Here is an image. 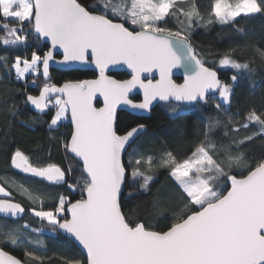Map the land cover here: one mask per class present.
<instances>
[{
  "label": "snow or ice",
  "instance_id": "snow-or-ice-1",
  "mask_svg": "<svg viewBox=\"0 0 264 264\" xmlns=\"http://www.w3.org/2000/svg\"><path fill=\"white\" fill-rule=\"evenodd\" d=\"M253 13H264V0H239L235 4L214 0L207 22L229 24L242 14ZM169 18L188 28L205 21L198 4L189 5L186 0H99L93 7L78 0H0V43L26 45L33 33L50 42V50L43 55L33 51L30 58L16 56L8 67L15 70L17 79L30 72L42 75L45 82L39 94L28 95L26 102L39 113L54 110L50 130H57L70 113L72 131L63 147L81 165L86 196L72 202L60 195L54 207L46 210L42 194L21 186L22 193L32 203L40 201L39 210L30 209L35 217L83 246L86 264H264V157L249 165L242 155L240 146L252 136L234 138L229 144L214 143L210 133L223 123L219 119H209L204 139L189 157L178 160L167 152L159 162L158 166L168 168L181 194L180 203L171 209L172 222L166 230H154L144 221H129L122 211L120 195L129 168L133 181L140 178V188L147 190L152 177L141 164L143 161L151 168L153 160L137 157L128 165L123 162L126 146L144 125L118 134L114 126L118 105L148 110L157 99L206 101L209 92L217 91L218 111L227 112L224 105L231 103V86L222 84L217 71L204 65L183 28L165 26ZM249 47L264 64V47ZM56 49L63 52L58 63H91L98 69V78L66 82L60 87L48 83ZM120 64L131 70V79L116 80L106 75L110 66ZM182 64L189 74L184 84L178 85L171 73ZM219 66L237 73L252 71L249 63L237 62L228 53L219 59ZM154 70L159 72V80L153 83L149 78L145 82L142 74ZM231 79L238 77L234 74ZM136 88L143 90L142 103L129 98ZM98 97H102L103 106H98ZM243 121L229 131L239 133L241 128L254 125L264 139V110L250 109ZM228 124L234 121L230 118ZM11 165L21 173L51 184H67L74 190L58 165H34L20 150L12 155ZM240 168H245L247 175L237 178L234 169ZM226 182L230 188L225 194L220 188ZM0 195L7 197L10 192L0 187ZM153 208L159 209L161 204L156 202ZM25 211L20 203L0 199V214L8 218L20 217ZM28 227L8 228L4 238L13 245L24 243L23 233ZM26 255L42 259L32 252ZM0 264L22 262L0 250Z\"/></svg>",
  "mask_w": 264,
  "mask_h": 264
},
{
  "label": "trees",
  "instance_id": "trees-1",
  "mask_svg": "<svg viewBox=\"0 0 264 264\" xmlns=\"http://www.w3.org/2000/svg\"><path fill=\"white\" fill-rule=\"evenodd\" d=\"M235 0H229L233 3ZM87 7L96 6L99 0H78ZM195 2L200 12L205 16L203 23H196L188 28L175 18H169L166 27L172 30H183L188 34L189 43L205 66L217 71L222 84L232 88L230 105H224L227 112L218 111L215 107L220 101L219 96H211L202 104L182 106L165 104L156 106L146 118H139L119 111L115 114L114 126L118 134H124L131 128L144 125L147 130L127 150L123 162L128 165L129 160L143 157L151 158L153 166L148 167L142 161L141 167L146 174L151 175L152 181L147 190L140 188L139 180L133 181L131 168L125 182V190L120 198L124 215L129 221H144L154 230H166L172 222L171 209L181 201V194L166 167L158 166L161 158L171 152L178 160L189 157L195 147L203 139L209 119H219L223 123L210 133L214 143L229 144L234 138L252 136L246 145H241L242 155L249 165L264 157V139L259 135L258 126L241 128L239 133L229 131V128L243 123L247 112L255 108L264 110V64L254 56L250 45L257 48L264 47V13L243 14L236 18L237 22L221 24L207 22V14L214 0H186L187 4ZM183 19V18H181ZM237 29H243V32ZM31 31V29H26ZM3 33H0L2 38ZM48 50L34 34L30 35L26 45H8L0 43V184L10 195L3 197L20 203L25 207L23 219L10 221L0 218V248L15 256L24 264H86L83 255L67 239L53 231L47 222L40 221L30 211L31 208L40 209V201L30 203L26 198L18 195L23 188L33 193L42 194L43 207L50 210L54 207L58 197L64 195L74 202L81 199L83 192L82 170L79 163L71 158L63 147V141L70 137L71 129L67 120L55 131L50 130V119L54 110L44 115L34 114L26 103L28 95H37L43 87L41 76L30 74L25 80L17 79L14 69L8 67L16 56L30 58L33 51L43 55ZM228 53L237 62L249 63L252 71L237 73L235 69L219 66V59ZM237 75L233 81L231 77ZM50 84L60 85L68 81H83L95 78L91 71H51ZM117 80H124V73L113 75ZM35 81V83H33ZM179 81V80H176ZM137 100V98H133ZM175 107V112L172 111ZM234 124L229 125V117ZM20 150L34 165L47 166L55 164L66 172V180L74 185V190L67 184L54 186L39 179L25 177L15 173L11 168V157ZM129 150L131 152L129 153ZM70 169V170H69ZM237 177H243L247 170L234 169ZM227 182L224 184L225 193ZM17 192V193H16ZM25 195V194H24ZM26 197V195H25ZM159 202L161 208L154 209L153 204ZM167 217V218H165ZM27 224L29 227L23 233L24 243L13 245L4 238L8 228H19ZM26 252H32L41 257L33 260Z\"/></svg>",
  "mask_w": 264,
  "mask_h": 264
},
{
  "label": "water",
  "instance_id": "water-1",
  "mask_svg": "<svg viewBox=\"0 0 264 264\" xmlns=\"http://www.w3.org/2000/svg\"><path fill=\"white\" fill-rule=\"evenodd\" d=\"M34 36L36 37L35 34H34ZM38 39L43 44H45L47 46V48H48L47 51H49L50 50V42L47 41L43 37L38 38ZM62 60H63V52H62V50H60V49L53 50V61L50 62V68H49V80L51 78V75H50L51 71H60V72H67V71H72V70H77V71H91L92 73L95 74V78H93V79H97L98 76H99L98 69H96L95 68V65H93L91 63H89V64H82V63L76 62V61L68 62V63H64V64L58 63L59 61H62ZM117 73H124L127 76V78L124 79V80L131 79V70L128 69L127 66L126 65H123V64L110 66L109 69H108V71L106 72V75L110 76L113 79H116V78L113 77V75L114 74H117ZM188 74H189L188 71L185 69V67L182 64L180 67H177V68H173L172 69L171 78H172V80H173L174 83H176L178 85H182V84H184L185 79H186V77H187ZM41 77H42V75H41ZM149 78L153 80V83H155L157 80H159V72L154 70L151 74H149V73L142 74V79H144L145 82H147V79H149ZM93 79H91V80H93ZM218 79L220 80L219 75H218ZM42 80L44 81V78L43 77H42ZM176 80H179V81H176ZM68 82H77V81H68ZM64 83H66V82H64ZM64 83H62L60 85H56V84L55 85L58 86V87H60ZM221 83H222V81H221ZM218 94H219L218 91L217 92H209L207 94V98L208 97H211V96H217ZM129 98L132 100L133 103H142L143 102V99H144L143 90L140 89V88L133 89V91L131 93H129ZM133 98H137V100H133ZM98 100L100 101V103H99L100 105L99 106H103L102 97H98ZM204 102L205 101H192V102H188V101H175L174 99L173 100H170V101H160V100L157 99V100H154L152 102V104H151V106H150V108L148 110L133 109V108H131L130 105H123V104H121V105H118L117 106L116 113L119 112V111H124V112H127L130 115L135 116V117L146 118V117L149 116L150 112L156 106H159V105H165V104L172 103V104H175V105L193 106L195 104H202ZM94 103H95V101H94ZM27 105H28L29 109L34 114H36V115H44L46 113V112L45 113H39V112H37V110L34 109V107L32 105H30L29 103H27ZM67 119H68V124H69V126L71 128V131H72V125H71V120H70V113H69ZM114 124H115V121H114ZM136 127H138V126H136ZM146 130H147V128L145 126L142 129H140L139 132L135 135L134 139L131 141L130 146L138 139L139 136H141L142 134H144L146 132ZM130 146H126V151L122 154V160L124 159V156H125V154H126V152H127V150L129 149ZM68 155L72 158L71 154H68ZM79 165H80V163H79ZM11 168H12V170L15 173H17L19 175L26 176V177H31V178H35V179H39V180H41V181H43L45 183L51 184V183H49L47 181H44V180H42L40 178H36V177L31 176V175H27V174L21 173L19 170L14 169L12 167V165H11ZM237 178H242V177H237ZM51 185H54V186H63L65 184L61 183V184H51ZM227 187H228V189L230 188V182H227ZM124 190H125V184L122 185V192H121L120 198L123 195ZM225 194H226V192H225ZM83 196H86V193H83ZM0 199L8 200L10 202H15V201H12V200H9V199H6V198H0ZM15 203H18V202H15ZM24 215H25V212L23 214H21L20 217L8 218L4 214H0V218L6 219V220H10V221H12V220L18 221V220L23 219ZM57 233L61 237L69 240L79 250V252L83 255V257L85 259V263H86V255L87 254H86V250L83 249V246L80 245L79 242L76 241L75 238L74 237H71L69 234H66L63 231H57ZM0 250H3V249L0 248ZM9 255H11V254H9ZM11 256H13V255H11ZM22 264H24V263L22 262Z\"/></svg>",
  "mask_w": 264,
  "mask_h": 264
},
{
  "label": "rangeland",
  "instance_id": "rangeland-1",
  "mask_svg": "<svg viewBox=\"0 0 264 264\" xmlns=\"http://www.w3.org/2000/svg\"><path fill=\"white\" fill-rule=\"evenodd\" d=\"M237 2H239V0H235V1L233 2V4H235V3H237ZM14 72H15V70H14ZM30 74H32V73H31V72H30V73H27V74L25 75L24 79H21V80H25L26 77H27L28 75H30ZM218 96H219V94H218ZM219 99H220V97H219ZM226 116L229 117V115H228L227 113H226ZM230 118H231V117H229V119H230ZM66 120H67V119L63 120L62 123H64ZM130 152H131V150H129V153H130ZM242 169H243V168H240L239 170H242ZM0 187H2L1 184H0ZM220 190H221V191L224 190V184L221 185ZM5 191H8V190L5 188ZM16 193H17V192H16ZM18 195L21 196V197L26 198L25 195H24L21 191H18ZM0 197H5V196L0 195ZM26 199H27V198H26ZM27 200H28V199H27ZM28 201L31 203L30 200H28Z\"/></svg>",
  "mask_w": 264,
  "mask_h": 264
},
{
  "label": "flooded vegetation",
  "instance_id": "flooded-vegetation-1",
  "mask_svg": "<svg viewBox=\"0 0 264 264\" xmlns=\"http://www.w3.org/2000/svg\"><path fill=\"white\" fill-rule=\"evenodd\" d=\"M99 105H100V104H99ZM99 105H98V106H99ZM67 123H68V119H67ZM70 129H71V128H70ZM25 177H26V176H25ZM0 198H3V197H0Z\"/></svg>",
  "mask_w": 264,
  "mask_h": 264
}]
</instances>
